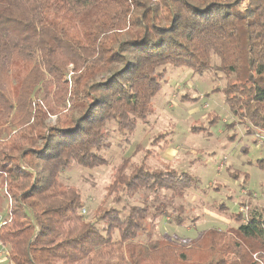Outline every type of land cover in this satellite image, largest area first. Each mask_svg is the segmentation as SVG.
I'll use <instances>...</instances> for the list:
<instances>
[{"label":"trees","instance_id":"trees-1","mask_svg":"<svg viewBox=\"0 0 264 264\" xmlns=\"http://www.w3.org/2000/svg\"><path fill=\"white\" fill-rule=\"evenodd\" d=\"M212 54L230 79L222 90L229 112L247 122L248 135L264 132V0H0V133L13 121L22 125L18 141L0 151V176L13 201L0 231L10 262L110 264L94 256L112 245L114 232L126 243L146 230V207L131 208L126 218L103 210L102 226L83 223L78 191L63 190L59 175L72 165H105L99 152L107 123L132 134L152 113L164 67L202 75ZM48 114H56L54 126L45 125ZM255 164L264 170L263 159ZM125 170L117 167L113 184L131 195L169 190L183 198L195 181L166 163ZM160 214L167 217L156 207L152 217ZM232 217L240 221L235 231H212L187 247L157 240L128 246L130 262L264 264V219Z\"/></svg>","mask_w":264,"mask_h":264},{"label":"rangeland","instance_id":"rangeland-1","mask_svg":"<svg viewBox=\"0 0 264 264\" xmlns=\"http://www.w3.org/2000/svg\"><path fill=\"white\" fill-rule=\"evenodd\" d=\"M164 73L161 88L152 99V113L145 123H139L132 134L117 131L114 121L107 123L105 147L99 152L105 165L95 169L72 165L58 178L63 190L78 191L83 223L98 222L97 216L103 210L113 209L121 218H126L133 207H146L149 211L146 230L138 232L135 238L123 243L116 232L112 234V245L100 257L94 256L103 262L132 264L128 246L145 248L150 241L157 240L187 247L209 232L235 231L240 221L233 214L240 213L242 221L250 214L264 219V170L255 164L257 160H264V132L255 130L248 135L247 122L240 124L229 112L222 90L230 79L218 70L217 57L212 54L211 67L202 75L169 65L164 67ZM71 75L70 72L66 77L68 88ZM65 106L69 108L67 101ZM213 118L216 124L210 127ZM20 120L2 126L1 130H5L0 133V151L7 149V143L18 141L19 129H22ZM56 122V114H48L45 125L54 126ZM194 127L207 130L191 132ZM122 163L126 176L142 163L151 170L161 169L166 163L167 167L187 173L195 181L183 198L169 190L141 189L131 195L126 193L124 185L121 189L113 184L116 169ZM236 173L238 177H234ZM0 180V204H6L3 209L6 211L7 206L10 208L7 199L12 206L13 201L7 190L5 195L6 185L1 176ZM156 207L163 208L167 217L160 214L153 218ZM8 214L9 211L0 214V218L9 224ZM173 216H180L182 223H174ZM220 256L217 253L213 259ZM133 257L137 258V253ZM138 258L140 261L135 264H153Z\"/></svg>","mask_w":264,"mask_h":264},{"label":"crops","instance_id":"crops-1","mask_svg":"<svg viewBox=\"0 0 264 264\" xmlns=\"http://www.w3.org/2000/svg\"><path fill=\"white\" fill-rule=\"evenodd\" d=\"M1 181V180H0ZM5 186V185H4ZM7 203H8V205H9V203H10V208H11V206H12V203L10 202V199H7ZM6 204L4 203V204H0V214H4L5 212H6V214L8 213V211H10V208L7 206V210L5 211V210H3V209H5L4 208V206H5ZM8 216H9V214H8ZM0 264H13L12 262H10L9 260L8 261H6V257L8 256V258H9V249H10V246H9V244L8 243H3V242H1L0 241Z\"/></svg>","mask_w":264,"mask_h":264},{"label":"built area","instance_id":"built-area-1","mask_svg":"<svg viewBox=\"0 0 264 264\" xmlns=\"http://www.w3.org/2000/svg\"><path fill=\"white\" fill-rule=\"evenodd\" d=\"M5 193H6L5 195H7L6 189H5ZM9 217H10V214H9ZM6 223H7L6 219L5 220H1V218H0V230H1V227L4 226Z\"/></svg>","mask_w":264,"mask_h":264}]
</instances>
